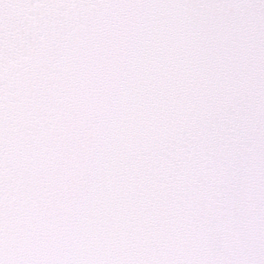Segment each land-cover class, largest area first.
<instances>
[{"label": "snow or ice", "instance_id": "snow-or-ice-1", "mask_svg": "<svg viewBox=\"0 0 264 264\" xmlns=\"http://www.w3.org/2000/svg\"><path fill=\"white\" fill-rule=\"evenodd\" d=\"M0 264H264V0H0Z\"/></svg>", "mask_w": 264, "mask_h": 264}]
</instances>
